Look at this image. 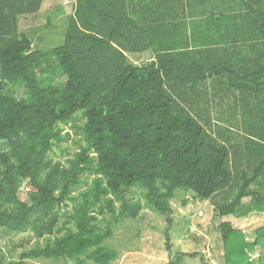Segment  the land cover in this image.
I'll list each match as a JSON object with an SVG mask.
<instances>
[{
	"label": "trees",
	"instance_id": "trees-1",
	"mask_svg": "<svg viewBox=\"0 0 264 264\" xmlns=\"http://www.w3.org/2000/svg\"><path fill=\"white\" fill-rule=\"evenodd\" d=\"M73 1L63 43L40 49L19 19L45 0H0V229L51 235L74 203L62 234L9 263L0 247V264L118 261L95 209L132 186L166 215L177 189L208 201L223 264H264V225L248 240L226 220L264 213V0ZM71 121L83 143L65 167Z\"/></svg>",
	"mask_w": 264,
	"mask_h": 264
},
{
	"label": "rangeland",
	"instance_id": "rangeland-1",
	"mask_svg": "<svg viewBox=\"0 0 264 264\" xmlns=\"http://www.w3.org/2000/svg\"><path fill=\"white\" fill-rule=\"evenodd\" d=\"M57 5L62 7V13H57ZM70 5L72 4L65 0H45L43 8L36 15L29 14L20 17L19 28L21 31L31 33L37 29L38 33L33 39L37 48L44 49L48 41H51L52 45L62 44L63 40L60 41L62 29L59 25L61 21H58V18L72 11ZM48 17L52 20L48 26H45ZM40 32L43 35L42 42L38 38ZM45 35H50V37H44ZM145 61L146 59H141L138 62ZM76 123L81 126L83 120H76ZM66 132L70 133V137L54 147L56 155L51 157L68 167L70 165L68 159H72L79 151L75 141L83 142L81 132L79 130L76 132L72 121L64 126L63 133ZM64 149L68 150L67 154L61 153ZM83 177V181L86 180L87 184L82 182L77 185L72 195L77 196L81 190L85 189L94 175L86 173ZM23 190L25 187L21 191ZM109 198L112 199V213L106 207L103 211L95 209L96 225L101 229L111 230L107 243L120 254L118 261L109 264H223L222 243L216 230L218 221L214 219V209L208 201L197 199L192 192L177 189L175 198L170 202L172 212L166 215L155 210L148 202L145 191L138 186L124 188L120 193L110 194ZM137 204L140 206L137 216L131 217L130 207ZM102 205H104L103 202ZM124 205L129 208L123 212ZM73 206L74 203L68 201L67 206L58 210L55 232L51 235L38 237L33 229L17 233L0 229V247L5 262L18 261L22 252L45 245L62 234L63 230L58 232V228L65 223ZM199 211L203 213L201 217L198 216ZM226 220L244 229L242 233L248 240H252L255 229L264 225V213H250L245 217H228ZM67 226L73 227V222L71 221ZM191 253H196V255L189 256ZM261 254H264V247H258L253 257ZM189 259H192L190 263H188ZM25 264L77 263L65 258L55 261L27 260ZM85 264L96 263L88 261Z\"/></svg>",
	"mask_w": 264,
	"mask_h": 264
},
{
	"label": "crops",
	"instance_id": "crops-1",
	"mask_svg": "<svg viewBox=\"0 0 264 264\" xmlns=\"http://www.w3.org/2000/svg\"><path fill=\"white\" fill-rule=\"evenodd\" d=\"M65 1H68V3L70 2V4H72L73 5V3H74V1L73 0H65ZM72 5H70V10H71V8H72ZM72 11H70L69 13H71ZM68 13V14H69ZM142 57V59H146V60H152L153 59V56H149V55H143V56H141ZM141 60V59H140ZM203 214V213H202Z\"/></svg>",
	"mask_w": 264,
	"mask_h": 264
},
{
	"label": "built area",
	"instance_id": "built-area-1",
	"mask_svg": "<svg viewBox=\"0 0 264 264\" xmlns=\"http://www.w3.org/2000/svg\"><path fill=\"white\" fill-rule=\"evenodd\" d=\"M200 212H201V211H199V213H198V216H200V217H201V216H202V215H201L202 213H200Z\"/></svg>",
	"mask_w": 264,
	"mask_h": 264
},
{
	"label": "water",
	"instance_id": "water-1",
	"mask_svg": "<svg viewBox=\"0 0 264 264\" xmlns=\"http://www.w3.org/2000/svg\"><path fill=\"white\" fill-rule=\"evenodd\" d=\"M191 260H192V259H189V260H188V263H190V262H191Z\"/></svg>",
	"mask_w": 264,
	"mask_h": 264
}]
</instances>
